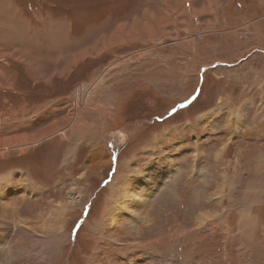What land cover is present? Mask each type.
<instances>
[{
    "label": "rangeland",
    "instance_id": "1",
    "mask_svg": "<svg viewBox=\"0 0 264 264\" xmlns=\"http://www.w3.org/2000/svg\"><path fill=\"white\" fill-rule=\"evenodd\" d=\"M67 2L105 55L0 77V263L264 264V0Z\"/></svg>",
    "mask_w": 264,
    "mask_h": 264
},
{
    "label": "crops",
    "instance_id": "2",
    "mask_svg": "<svg viewBox=\"0 0 264 264\" xmlns=\"http://www.w3.org/2000/svg\"><path fill=\"white\" fill-rule=\"evenodd\" d=\"M202 1L197 0L199 4ZM67 3V0H0V77L24 75L32 83L48 85L56 76L60 79L68 76V61L75 67L77 62L105 55L104 42L95 41L90 47L79 41L76 44L71 29L66 28V20L56 24L49 15L54 9L63 13L77 10ZM82 4L75 1L74 7ZM201 8L196 9L199 17L206 14ZM110 39L114 35L102 41ZM54 122L59 124L57 119Z\"/></svg>",
    "mask_w": 264,
    "mask_h": 264
},
{
    "label": "bare ground",
    "instance_id": "3",
    "mask_svg": "<svg viewBox=\"0 0 264 264\" xmlns=\"http://www.w3.org/2000/svg\"><path fill=\"white\" fill-rule=\"evenodd\" d=\"M77 103V102H76ZM79 104V103H78ZM78 104H76V106L75 107H77L78 106ZM81 104V103H80ZM79 107V106H78ZM75 110H76V108H75ZM56 111V110H55ZM58 111V110H57ZM75 112V111H74ZM61 112H59V114H60ZM73 115V114H72ZM56 116V115H55ZM67 116V115H66ZM57 117V116H56ZM63 118V117H62ZM71 118V117H70ZM43 119V118H42ZM72 119V118H71ZM50 120V119H49ZM63 121V120H62ZM71 121V120H70ZM78 121V120H77ZM77 121L75 122H73V124L75 123V124H77ZM64 122H66V121H64ZM36 123V122H35ZM58 123V122H57ZM62 123V122H61ZM58 125V124H57ZM56 125V126H57ZM55 126V127H56ZM37 127V126H36ZM58 127H59V125H58ZM50 128H52V127H50ZM50 128H48L45 132H47V131H50ZM80 128V127H79ZM31 130V129H30ZM52 130V129H51ZM47 133H50V132H47ZM79 133V132H78ZM59 134H62V133H59ZM26 136H28V135H22V136H14L13 138L12 137H10V138H12L11 140H10V138H5V137H2V138H0V153H3V151L4 150H11V149H20V150H23L22 148H24V147H29L25 142H20V139L21 138H23V137H26ZM46 137V134H43L42 135V137ZM29 137H33V135H30ZM48 137V136H47ZM119 138L122 140V136H119ZM123 139H125V138H123ZM122 141H124V140H122ZM35 143H37V141L35 142ZM39 143V142H38ZM14 146H16V147H14ZM10 147H14V148H10ZM61 211V210H60ZM63 211V210H62ZM119 212H121V211H119ZM117 213V212H116ZM50 218V217H49ZM49 220V219H48ZM4 237V236H3ZM13 241V240H12ZM11 241V242H12ZM14 243V242H13ZM12 245V244H11ZM9 246L8 248V250H10V251H12L11 250V248H13L12 246ZM9 252V251H8ZM1 257L2 256H0V259H1ZM7 258V257H6ZM9 258V257H8ZM5 261V260H4ZM0 264H2V263H0Z\"/></svg>",
    "mask_w": 264,
    "mask_h": 264
},
{
    "label": "built area",
    "instance_id": "4",
    "mask_svg": "<svg viewBox=\"0 0 264 264\" xmlns=\"http://www.w3.org/2000/svg\"><path fill=\"white\" fill-rule=\"evenodd\" d=\"M187 35L189 36L190 33H187ZM201 35H202L201 33H195L194 35L190 36V38L191 39H200Z\"/></svg>",
    "mask_w": 264,
    "mask_h": 264
},
{
    "label": "water",
    "instance_id": "5",
    "mask_svg": "<svg viewBox=\"0 0 264 264\" xmlns=\"http://www.w3.org/2000/svg\"><path fill=\"white\" fill-rule=\"evenodd\" d=\"M117 136H118V137H119V136H122V139H123V138H126V134H124V133L122 134V132H117Z\"/></svg>",
    "mask_w": 264,
    "mask_h": 264
},
{
    "label": "clouds",
    "instance_id": "6",
    "mask_svg": "<svg viewBox=\"0 0 264 264\" xmlns=\"http://www.w3.org/2000/svg\"><path fill=\"white\" fill-rule=\"evenodd\" d=\"M189 33V32H186V34ZM198 33H201V32H198Z\"/></svg>",
    "mask_w": 264,
    "mask_h": 264
}]
</instances>
